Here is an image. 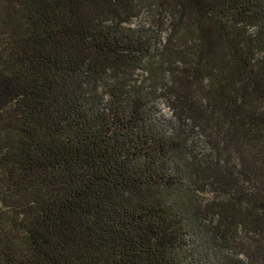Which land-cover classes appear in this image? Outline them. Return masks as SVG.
<instances>
[{"label":"trees","instance_id":"1","mask_svg":"<svg viewBox=\"0 0 264 264\" xmlns=\"http://www.w3.org/2000/svg\"><path fill=\"white\" fill-rule=\"evenodd\" d=\"M147 2L0 0V264H264V0Z\"/></svg>","mask_w":264,"mask_h":264},{"label":"rangeland","instance_id":"2","mask_svg":"<svg viewBox=\"0 0 264 264\" xmlns=\"http://www.w3.org/2000/svg\"><path fill=\"white\" fill-rule=\"evenodd\" d=\"M147 1L148 5V3L156 4L157 0ZM175 25V19L169 12H164L160 9H157V7H152V9L145 8L140 16L136 19H133L131 24L128 26L131 29L147 30L149 33L155 36L158 48H163L167 44V41H169L171 32L173 28L176 27ZM138 74L139 78L143 79L146 77L147 72L145 70H141L138 72ZM164 79L165 80H163L162 82L160 80L161 85L154 84L151 86L152 91L156 90V92H158V94L156 95V107L157 111L159 112L158 115H160L163 120H166L168 123H170L174 128L178 129L179 125L177 123V120L175 119V115L168 105L169 95L163 87L164 85H166V83L170 85V80L172 78L169 75H166ZM145 83L146 86H148V81ZM189 133L191 139H189L188 144H191L190 146L193 149L194 154L198 155V157L206 156L208 159H212L213 154L209 148V144L204 139L203 134H200V131L194 129V126L192 124L189 125ZM241 259L245 261L244 257H242Z\"/></svg>","mask_w":264,"mask_h":264}]
</instances>
